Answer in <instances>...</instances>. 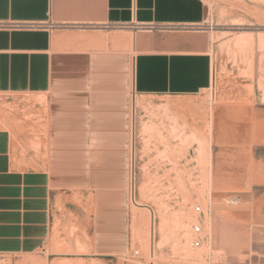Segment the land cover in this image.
I'll return each mask as SVG.
<instances>
[{
	"label": "crops",
	"instance_id": "1",
	"mask_svg": "<svg viewBox=\"0 0 264 264\" xmlns=\"http://www.w3.org/2000/svg\"><path fill=\"white\" fill-rule=\"evenodd\" d=\"M205 19L203 0H0V258L77 264L127 249L100 225L114 223L106 195L129 184L133 114L153 104L198 127L213 81ZM255 91L233 88L215 123L200 118L217 128L214 192L196 216L215 264H264Z\"/></svg>",
	"mask_w": 264,
	"mask_h": 264
},
{
	"label": "rangeland",
	"instance_id": "2",
	"mask_svg": "<svg viewBox=\"0 0 264 264\" xmlns=\"http://www.w3.org/2000/svg\"><path fill=\"white\" fill-rule=\"evenodd\" d=\"M203 2L206 19L202 28L211 36L213 81L198 103V127L187 128L184 121L177 123L153 104L135 109L129 184L123 192L106 195L115 206L103 209V214L111 213L114 223L100 225L103 232L113 228L114 244L123 242L126 247L127 243V249L113 257L89 256L77 264H215L220 260L191 244L195 240L192 227L197 225L194 207L205 209L204 201L214 192L218 154L217 128L202 127L200 118L208 115L211 124L215 123L219 108L214 107L220 95L237 87H254L252 98L258 107L264 105V0ZM225 98L232 101L234 96ZM132 196L137 207L131 203ZM232 196L225 197L229 204ZM146 209L155 215L153 259L149 256L150 212ZM121 218L123 223H117ZM29 261L47 264L46 257L40 256ZM0 264H9V259L0 258Z\"/></svg>",
	"mask_w": 264,
	"mask_h": 264
},
{
	"label": "bare ground",
	"instance_id": "3",
	"mask_svg": "<svg viewBox=\"0 0 264 264\" xmlns=\"http://www.w3.org/2000/svg\"><path fill=\"white\" fill-rule=\"evenodd\" d=\"M134 104V103H133ZM132 148V147H131ZM203 152V146H201V153ZM131 158H134V157H131ZM133 178V177H132ZM134 180V179H133ZM133 195V194H132ZM131 203L132 205L134 206H138V204L136 203V200L134 199V197L132 196L131 197ZM148 212H150V220H149V241H148V244H149V256L150 258L153 259L154 257V246H155V243H154V236H155V215L152 211H150L149 209H146ZM192 218V217H191ZM181 223L185 221V218L181 219L180 220ZM163 229V224H160L159 225V231H162ZM192 236V235H191ZM188 238H186L185 240V243H183V247L185 248L187 246V240ZM192 244V243H191ZM187 250V249H186Z\"/></svg>",
	"mask_w": 264,
	"mask_h": 264
},
{
	"label": "built area",
	"instance_id": "4",
	"mask_svg": "<svg viewBox=\"0 0 264 264\" xmlns=\"http://www.w3.org/2000/svg\"><path fill=\"white\" fill-rule=\"evenodd\" d=\"M236 201L235 200H231L230 204H235ZM194 212L197 215H202V210L200 209L199 206H195L194 207ZM201 234H202V229L201 226L199 224L194 225L192 227V236L195 237V240L192 242V247L194 248H199L202 245V238H201ZM135 255H137V253H135Z\"/></svg>",
	"mask_w": 264,
	"mask_h": 264
}]
</instances>
